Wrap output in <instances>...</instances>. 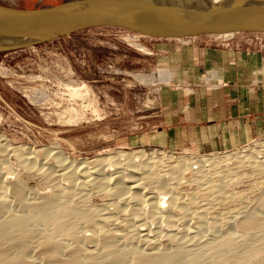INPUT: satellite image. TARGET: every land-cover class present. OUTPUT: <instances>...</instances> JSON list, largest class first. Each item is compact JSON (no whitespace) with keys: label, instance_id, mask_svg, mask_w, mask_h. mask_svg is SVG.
<instances>
[{"label":"rangeland","instance_id":"374dc122","mask_svg":"<svg viewBox=\"0 0 264 264\" xmlns=\"http://www.w3.org/2000/svg\"><path fill=\"white\" fill-rule=\"evenodd\" d=\"M61 1L63 0H0V3L32 8L49 6ZM159 40L161 39L142 37L116 27H91L35 46L0 51V144L3 136L13 146H31L39 157L38 162H42L43 167L49 166V170L53 171L57 167L56 158L53 154L44 157V153L40 150L43 147L55 145L68 156L67 160L72 158L74 162L87 161L88 167L92 166L89 162L93 159L119 151L144 150L148 154L152 151L157 153L164 151L165 154L162 156L165 158L171 155L167 161L168 165L155 164L142 182L144 189H139L145 195L156 194V202L157 205L159 204L158 210L147 208L148 206L144 204L143 211L148 215L145 218L149 221L142 226L141 232L147 230L153 232L155 229L164 228L163 231L161 230L162 233L157 234L159 237L155 235L157 245L172 247L178 244L191 245L194 239L202 240L210 236L208 234L213 233L214 230L222 233L233 229L238 232L232 230L235 233L233 236L236 235L238 238L235 239L242 245L243 242L250 241L251 236L246 238L240 235V232L233 228V223L245 212L251 211L252 206L256 210L257 199L264 192V171L250 167L246 162L235 164L232 160L222 164L227 171L233 169L227 173L231 178H224L222 173L218 172L216 165L204 166L205 170L202 167L200 170L194 160L214 158L223 152L240 149L247 152L250 147L256 148L258 142L264 141V132L239 147L216 152L203 153L187 148L171 149L148 144L147 139L144 138L155 124L152 114L155 109L154 88L158 83V78L155 79L157 72L150 64L154 55L149 53L148 47L160 42ZM158 77L164 78L159 72ZM4 157L0 153V173L6 176L4 180L9 181L8 183H17L25 190L28 197H53L57 192L58 201L71 198V201L69 199L66 202L75 205L73 206L75 208L79 206L81 210L88 211V220L90 218L91 222H82V220L76 226L77 230L75 229L76 238L80 244L82 243V247H94L90 234L96 233L102 226L103 229L100 230L107 229L115 233L114 236L111 233L113 238L107 235L115 244H119L118 247L126 246L127 243L134 246L145 245L135 241L136 239L132 238L135 237L133 234H128L127 224L130 223L132 227L131 223L136 224L143 220V216L127 215L126 211L128 206L134 203L133 200L123 202L121 198L125 194L114 196L107 189L108 187H94L95 183L89 180V176L95 173L91 172L94 166L89 168V176H87L88 171L85 177L80 176L84 181L78 176L77 184L71 185L64 175L65 169L59 171L62 175H56L55 178L52 176L53 179L33 168L40 163L29 168L20 165L14 153L7 155L5 161ZM178 161H183V165L177 170L178 178L175 179L166 171L176 170ZM106 165H99L102 166L101 171H105L104 176L110 175L115 168ZM55 183L59 187L67 184L71 186L68 190L56 188L59 190L56 191L53 188ZM221 192L224 196L218 197ZM169 193L180 196L178 199L185 205L178 208L176 205L179 204V200L178 203L174 200V206H168L169 203L165 200L169 198ZM182 202L180 201V204ZM13 204L14 202L10 200L9 205L15 209ZM141 204L137 203V207ZM160 208L166 211L162 214L164 221L159 220L157 223L153 218L157 214L150 211L159 212ZM258 211L264 217V206ZM149 212L153 222L150 221ZM78 220L81 219L74 218L75 225ZM166 225L169 226L168 229ZM47 226L45 225L48 229L50 225ZM46 228L45 231L50 229ZM183 229L188 230L190 234ZM165 230L174 232L173 236H164ZM37 232L39 234V231ZM38 234L30 239L32 240L30 245L33 242L37 243ZM116 234L120 236V240ZM66 236L55 235L56 239H61L60 241L64 243L68 242L67 244L70 245L72 241L68 240V237L66 239ZM130 239L133 244H130L132 243ZM122 241L125 242L124 245ZM262 247L264 250V243ZM35 258L36 264L37 262L45 264L38 256ZM0 264L5 263L0 262Z\"/></svg>","mask_w":264,"mask_h":264},{"label":"bare ground","instance_id":"6f19581e","mask_svg":"<svg viewBox=\"0 0 264 264\" xmlns=\"http://www.w3.org/2000/svg\"><path fill=\"white\" fill-rule=\"evenodd\" d=\"M212 1H217V0H212ZM1 140L3 141L0 144L1 147L0 153H2L5 156L4 161L7 155H9L10 153H14L17 156L18 160L20 161L19 162L21 163L20 165L23 164L24 166L26 167L28 166L30 168L33 167V165H35L36 163H40L37 165V167H33V168L35 169L37 168V171H41L46 175H49V177L51 178L53 177L55 178L56 175H62V173H60L59 171L65 169L66 173L64 171V175L66 176V179H68L69 181L68 183L71 185L72 184L74 185V183L77 182L76 179L78 176L85 177V175H87L90 171L89 168L94 166L93 168L94 170L91 169V172H95V173L91 177L89 176L90 173L87 175L90 178L89 180L95 183L94 187L95 186L98 188L108 187L107 189L110 190L111 194L114 196L125 194L124 197H122L123 195L120 196L122 197L121 201L123 202H126V200L127 201L133 200L134 203H132V205L133 204L135 205L133 206L129 205L132 206V208H129L128 206L127 209L128 211H126L127 215L131 214L133 216H143V220L141 219V217H139L142 221L141 222L139 221L140 223L136 222V224L131 223L132 227L130 226V223L127 224L126 226L129 227L127 229L129 232L128 234H133L135 237L132 238L136 239L135 241L141 242L146 245V246L145 245L134 246L132 239H130L131 241L130 240L129 241L132 242L130 244L133 245H127L128 244L127 243L126 246L118 247L119 244L118 245L115 244L113 242V239L111 240L108 238L107 234L111 235L112 233L111 230L109 231L107 229L106 230L104 229L102 231L100 230L103 227L102 226L101 228L100 227L98 228L99 230H97L96 233L90 232L92 233L90 234V236L94 247L93 246L91 248L82 247L81 245L82 243L80 244L79 240L76 238L77 236L75 229L76 226H78V223L81 222L82 220H83L82 222L90 220V218L88 220V213H87L88 211L86 210L84 211L83 209L81 210L79 206L75 208L73 207L75 205L72 206L68 202H66L69 201V199L71 201L72 200L71 198H67L68 200L66 201L64 199L65 202L58 201V199L56 198L57 192L54 193L53 197H47L41 195H40L41 197L39 196L28 197L25 190L22 187H20L17 183H12V182L8 183L9 181L6 182L4 180V177L6 176H3L0 173V262L2 263L36 264L35 260H37L38 258L36 259L35 257L37 256L41 260H43L45 264H262L264 262L263 261L264 250L262 247L264 243V217L261 216V214H259L258 211L264 206V192L257 199L258 203L256 206V210H254L252 206L251 211L249 210L244 214L241 213L243 214L242 216L240 215L241 218L235 223H233V228H236L240 232L239 233L240 235H243L246 238L251 236L250 241L247 240V242H245L247 245L244 242L241 245L238 242V240L235 239L236 235L234 237L233 234L238 232H235V230L232 229L235 233H233L232 230H231L232 232L223 231L222 233L221 232L219 233L214 230L213 233L208 234L210 236L202 240L198 241L197 239H194L192 243L189 241L191 245L189 244L188 246H186L187 244L184 243L185 245L178 244L177 246L174 245L172 247H163V246L161 247L157 245L156 242L157 239L155 235H157L158 233L159 234L162 233L161 232L162 229L156 230L154 228L155 230L153 232L152 231L150 232V230L141 232L142 226L146 224V221H149L148 218H145L148 215L147 214L145 215L146 212L143 211L144 209L143 206L144 204H146L148 206L147 208L149 207L153 209L159 208L158 206L159 204L157 205L156 202L157 195L146 194L147 195L146 196L145 193L142 191L140 192L139 189L143 188L142 182L144 178H146L147 173L149 171H152L153 166L157 163L158 165L167 166L168 165L167 161H169L171 155L165 158L164 156H162L163 154H165L164 151H161L160 153L152 151L149 154L148 152L146 153L144 150L119 151V152H115L114 154L93 159L91 162H89V164L91 163L92 166L88 167V164H86L87 161L81 160L79 162H74L72 158L70 160H67L68 156L65 153H62L60 149L55 145H51V146L43 147L40 150H42V152L44 153L43 154L44 157L50 154H53L55 156L57 167H55L53 171V170H49L50 169L49 166L43 167V163L38 162L39 157L36 151L31 146H24V145L13 146L10 143H8L3 136H1ZM243 151L245 150L240 149L231 152L227 151L228 153L223 152L222 154L214 158H208V157L197 158L194 160V163L195 165L198 164L196 167L199 168L200 170L201 167L203 170H205L203 168L204 166L210 167L212 165L214 166L216 165L215 167L219 169L218 172H221L224 178H231L230 177L231 175L227 173L229 170L232 171L233 169H229L227 171L224 169L222 164L228 163L232 160H234L235 164H238L239 162H246V165L254 168H260L262 171H264V141L258 142L256 144V148L250 147L247 150V152H243ZM101 164L102 166H104V164L105 165L108 164L110 165V167L115 166V168L113 167L114 171L112 170L110 175L105 174L104 176L105 171L104 170H103L104 172L101 171L102 166L99 167V165ZM182 165H183V161H178V163H176V170L166 171V172L169 173L168 175H172L173 178L176 179L178 178L177 170ZM96 166H98V168H96ZM66 168H68L69 170H66ZM194 169L195 168H193V170ZM51 171L54 173H51ZM226 175L228 176L225 177ZM82 177H80L79 179H81ZM81 181L84 180L81 179ZM56 183L53 186V188L55 189L60 188V190L62 189L68 190V187L71 186V185L68 186L69 184H67V186L59 187V185ZM19 189H21V191H19ZM56 191L59 190L56 189ZM222 192L217 196L223 197L224 194H222ZM224 193L226 194V192ZM179 197L180 196L170 194L168 198L169 200L167 199L168 201L167 200L165 201L169 203V204L167 203L168 206H174L173 201L175 200L176 203L177 200L180 199ZM10 200L14 202L13 205L14 207H16L15 209L9 205ZM118 200L120 201V199ZM145 201L148 202L146 203ZM180 201L182 202V200H179V204L176 205V207L178 208H181L185 205L183 204V202L181 203L182 204L181 205ZM139 202L140 204L142 203L143 205L141 204L140 207H137V203L139 204ZM165 211H166L165 209L160 208L159 212L156 210L155 211L152 210L150 212L157 214L154 215L155 217H153L152 215V217L157 222L159 220L164 221L162 214ZM182 211L183 210H181V212ZM150 212H149L150 221H152ZM74 218L81 220H78L77 224L75 225V223L73 222ZM130 218L132 217L130 216ZM165 219L167 220V217ZM90 222L91 221H89V223ZM45 225L46 226L50 225L49 227L50 229L48 228L49 229L48 230L45 227ZM161 225L163 224L161 223ZM139 226H141V228ZM168 227L169 226H167L166 229H168ZM44 228H46L48 231H45ZM183 230L184 232L189 233L188 230L185 229ZM37 231H39V234ZM190 232H192V230ZM173 233L170 232V230H165L164 234L166 235L164 234L163 235L173 236ZM36 234H38L37 238L39 240L37 241L36 244L33 242L34 245L33 243L30 245L29 243H31L30 241H32L30 239H33L34 235ZM59 234L60 235L64 234V236L67 235L66 239L68 237V240L72 241L70 245L67 244L68 242L64 243L63 241H60L61 239H56L55 235L59 236ZM114 234L112 233L113 236ZM112 235L110 237L113 238ZM157 236L159 237V235ZM126 239H124V241ZM243 239H241V241H243ZM124 241H122V244ZM125 242H127V240ZM94 248L97 249L98 251L93 252V250H95Z\"/></svg>","mask_w":264,"mask_h":264},{"label":"crops","instance_id":"0c3cea01","mask_svg":"<svg viewBox=\"0 0 264 264\" xmlns=\"http://www.w3.org/2000/svg\"><path fill=\"white\" fill-rule=\"evenodd\" d=\"M159 41L148 47L158 78L148 144L216 152L264 132V34Z\"/></svg>","mask_w":264,"mask_h":264},{"label":"water","instance_id":"95a60500","mask_svg":"<svg viewBox=\"0 0 264 264\" xmlns=\"http://www.w3.org/2000/svg\"><path fill=\"white\" fill-rule=\"evenodd\" d=\"M91 27H116L154 39L264 34V0H67L32 8L0 3V51Z\"/></svg>","mask_w":264,"mask_h":264},{"label":"trees","instance_id":"16d2710c","mask_svg":"<svg viewBox=\"0 0 264 264\" xmlns=\"http://www.w3.org/2000/svg\"><path fill=\"white\" fill-rule=\"evenodd\" d=\"M63 1H67V0H63ZM63 1H61V2H63Z\"/></svg>","mask_w":264,"mask_h":264}]
</instances>
